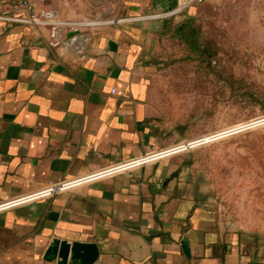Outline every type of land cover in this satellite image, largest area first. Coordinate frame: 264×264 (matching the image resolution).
Here are the masks:
<instances>
[{"label": "crops", "instance_id": "1", "mask_svg": "<svg viewBox=\"0 0 264 264\" xmlns=\"http://www.w3.org/2000/svg\"><path fill=\"white\" fill-rule=\"evenodd\" d=\"M20 1L0 14L27 16ZM29 1L51 21L97 22L63 26L53 47L51 25L0 19V203L177 144L156 115L153 15L183 0ZM179 171L166 158L0 211V264H57L53 238L97 243L95 264H264V236L224 231Z\"/></svg>", "mask_w": 264, "mask_h": 264}, {"label": "rangeland", "instance_id": "2", "mask_svg": "<svg viewBox=\"0 0 264 264\" xmlns=\"http://www.w3.org/2000/svg\"><path fill=\"white\" fill-rule=\"evenodd\" d=\"M168 18L196 20L204 56L160 32ZM157 19L156 115L171 148L202 141L169 158L224 231L264 236V0H203Z\"/></svg>", "mask_w": 264, "mask_h": 264}, {"label": "built area", "instance_id": "3", "mask_svg": "<svg viewBox=\"0 0 264 264\" xmlns=\"http://www.w3.org/2000/svg\"><path fill=\"white\" fill-rule=\"evenodd\" d=\"M202 1L203 0H183L179 5L172 7L167 11L159 12L153 15V17L166 18V17L177 16L181 12H183L186 8L190 7L192 4ZM12 9H22L27 12V16L9 15L6 13L5 14L2 13L0 14V19L13 21V22H22L33 25H38V24L51 25L50 44L53 47H58L63 44H68V42L65 40L63 36V32H62L63 26H70L75 31H78L83 27H86L90 24H94L97 22V21H88V20H79V21H70V22L51 21L48 19L45 12H41V13L37 12L34 4L29 0H21L20 2L12 6ZM75 39L76 36L73 38V40ZM201 142L202 141L191 144L189 143L188 145H183V146L181 145V146H176L174 148H168L163 150H153L146 154L112 164L110 166L99 169L90 174L79 176L77 178L63 180L58 183L49 184L48 186L42 188L41 190L0 203V211L7 210L12 207L19 206L35 200L51 197L60 192L74 189L83 184H87L90 182H94L96 180L114 176L116 174L129 172L137 168H141L156 163L158 161H161L163 159L169 158L173 155L186 151L190 148H193L198 144H201Z\"/></svg>", "mask_w": 264, "mask_h": 264}, {"label": "water", "instance_id": "4", "mask_svg": "<svg viewBox=\"0 0 264 264\" xmlns=\"http://www.w3.org/2000/svg\"><path fill=\"white\" fill-rule=\"evenodd\" d=\"M173 4L170 6V9ZM182 248L190 256L188 239H182ZM100 256V248L95 242L72 241L53 238L44 258L57 264H95Z\"/></svg>", "mask_w": 264, "mask_h": 264}, {"label": "trees", "instance_id": "5", "mask_svg": "<svg viewBox=\"0 0 264 264\" xmlns=\"http://www.w3.org/2000/svg\"><path fill=\"white\" fill-rule=\"evenodd\" d=\"M172 18L164 19L161 33H171V35L188 46L195 57L204 56L202 50V30L193 18L173 23Z\"/></svg>", "mask_w": 264, "mask_h": 264}, {"label": "bare ground", "instance_id": "6", "mask_svg": "<svg viewBox=\"0 0 264 264\" xmlns=\"http://www.w3.org/2000/svg\"><path fill=\"white\" fill-rule=\"evenodd\" d=\"M185 145H188V144H185Z\"/></svg>", "mask_w": 264, "mask_h": 264}]
</instances>
